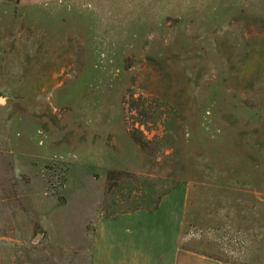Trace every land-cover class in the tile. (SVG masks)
<instances>
[{
  "label": "rangeland",
  "instance_id": "obj_1",
  "mask_svg": "<svg viewBox=\"0 0 264 264\" xmlns=\"http://www.w3.org/2000/svg\"><path fill=\"white\" fill-rule=\"evenodd\" d=\"M180 183L185 246L264 264V0H0V264Z\"/></svg>",
  "mask_w": 264,
  "mask_h": 264
},
{
  "label": "crops",
  "instance_id": "obj_2",
  "mask_svg": "<svg viewBox=\"0 0 264 264\" xmlns=\"http://www.w3.org/2000/svg\"><path fill=\"white\" fill-rule=\"evenodd\" d=\"M187 201L189 188L180 183L162 197L155 211H132L117 218L98 214L86 264H222L223 254H232L229 247H217L220 254L215 249L216 253H203L182 243ZM40 218L36 222L44 229Z\"/></svg>",
  "mask_w": 264,
  "mask_h": 264
},
{
  "label": "trees",
  "instance_id": "obj_3",
  "mask_svg": "<svg viewBox=\"0 0 264 264\" xmlns=\"http://www.w3.org/2000/svg\"><path fill=\"white\" fill-rule=\"evenodd\" d=\"M133 142H135L139 148L141 149H145L146 147V142L140 138H138L137 135H132ZM119 177H129V178H133V176H129V174L127 173H123V172H117L116 170H112L109 171L107 174V179L106 181L109 182V186L110 183L113 182L114 180L117 181L116 179H118ZM174 187H172L170 190L164 191L161 194H154V197L150 198V200H148L147 204H143V201H140L139 203H137V205L135 204V206H133L130 209H125V210H120L119 212H117L116 214H105L107 217L110 218H117L119 216H121L122 214L128 213V212H132V211H140V210H146V211H155L156 208L158 207L159 201H161L162 197L166 194H168Z\"/></svg>",
  "mask_w": 264,
  "mask_h": 264
}]
</instances>
